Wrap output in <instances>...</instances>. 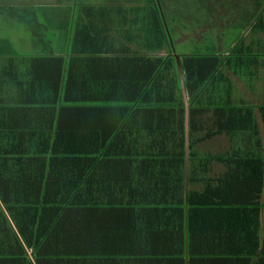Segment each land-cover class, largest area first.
<instances>
[{"label":"trees","instance_id":"obj_1","mask_svg":"<svg viewBox=\"0 0 264 264\" xmlns=\"http://www.w3.org/2000/svg\"><path fill=\"white\" fill-rule=\"evenodd\" d=\"M133 1L150 19L142 23L143 37L156 54L136 57V75L107 87L115 100L67 105L59 126L35 138L36 148H22L23 136L15 134L8 138L15 149H0V264H87L69 242L47 245L46 235L65 209L87 202L74 194L76 184L55 180L53 172L79 171L78 164L96 161L113 165L98 166L104 181L130 187L119 205L130 212L131 258L140 257L141 264H185V257L186 264H238L251 257L264 264V154L258 139L264 102L247 99L224 75L230 71L251 90L246 79L258 63L256 50L237 33L224 53L212 48L179 54L173 38L185 26H242L264 13V0H218L222 13L208 0H191V15L181 13L182 21L188 17L185 25L172 26L162 7L167 0ZM41 2L0 0V19L25 25L36 42L47 28L39 14L48 5ZM5 37L0 33V43ZM89 112L87 130L80 117ZM218 137L221 146L205 145ZM121 160L127 168L116 165ZM112 182H103L101 190ZM121 256L98 264H133Z\"/></svg>","mask_w":264,"mask_h":264},{"label":"crops","instance_id":"obj_2","mask_svg":"<svg viewBox=\"0 0 264 264\" xmlns=\"http://www.w3.org/2000/svg\"><path fill=\"white\" fill-rule=\"evenodd\" d=\"M41 3L49 6L39 14L47 30L45 37L36 42L25 25L13 24L12 18L0 19V33L6 35V41L0 43V125L3 126L0 149H15L14 145L8 146L9 136L15 134L23 136L22 148H36L35 138L45 133L50 135L52 131L47 128L54 130L59 126L67 105L100 106L113 102L116 94L107 87H117L118 82L136 75V57L150 59L156 54L149 50L147 37H143L145 24L142 23L150 19L142 16L139 3L133 0H42ZM250 19L242 26L229 28H238L244 43H250L256 50L258 63L251 67L252 78L246 79V85L251 84L252 89L244 90L241 80L230 71L224 70V75L232 81L234 89L245 92L247 99L264 102V13ZM233 43L232 39L229 45ZM80 109L77 112L84 113ZM94 111L98 113L100 108ZM89 113V117L85 114L80 117V125L87 130L91 128L87 118L92 112ZM261 126L264 133V125ZM121 161L116 165L127 168L123 166L126 160ZM101 165L113 166L96 161L78 164L79 171L53 172L55 180L76 184L80 190L74 194L87 202L71 207L70 211L64 210L61 220L52 231L48 230L47 245L56 247L69 242L71 250L73 246L77 248L76 255L87 256V264H98L99 259L105 263L107 256L118 253L122 254L124 263L141 264L140 257L129 256L130 212L119 205L130 187L107 177L112 183L102 191L106 184L103 182L107 181L98 167ZM123 179L119 181L127 182ZM109 199L115 201L109 203L106 201ZM244 259L238 264H247L252 258Z\"/></svg>","mask_w":264,"mask_h":264},{"label":"rangeland","instance_id":"obj_3","mask_svg":"<svg viewBox=\"0 0 264 264\" xmlns=\"http://www.w3.org/2000/svg\"><path fill=\"white\" fill-rule=\"evenodd\" d=\"M26 2H35L38 0H25ZM42 1V0H40ZM220 1V0H219ZM218 0H208V4L211 6H214L216 12H224V8L218 5ZM177 0H167L166 3H162V7L165 10L166 19L168 24H174L177 23V21H182L181 19V13L184 14V16H187L189 13L187 10H190L194 5L193 1L191 0H181V5L177 7L176 4ZM200 4H195L196 7L199 8ZM192 6V7H191ZM185 7V8H182ZM200 9V8H199ZM214 9V10H215ZM202 10V9H201ZM197 12V11H196ZM191 15V14H189ZM217 16H215L216 18ZM188 17H184V22L182 21L180 25H185V22H187ZM217 22L215 21L213 26H204L199 27L195 31L191 30L189 31L186 26L185 29H178V32L176 31L173 34L174 42H175V48L177 53L184 54V53H202V52H208L209 50H212V48H215V51L221 49L222 51L224 48H226L227 44L230 42L231 39L238 33L237 29L230 30V29H222L217 27ZM212 27V28H211ZM47 30V28H46ZM218 37V38H216ZM260 130V128H259ZM259 145L261 152L264 154V133L260 130L259 133ZM224 143V140L220 137L211 140L210 142H206L207 147L210 149H214V147L221 146ZM204 145V144H202ZM203 146H201L202 149ZM204 149V147H203ZM202 149V150H203ZM217 169H213L212 173H217ZM262 260L257 259H251L247 264H260Z\"/></svg>","mask_w":264,"mask_h":264},{"label":"water","instance_id":"obj_4","mask_svg":"<svg viewBox=\"0 0 264 264\" xmlns=\"http://www.w3.org/2000/svg\"><path fill=\"white\" fill-rule=\"evenodd\" d=\"M170 39V38H169ZM171 40V39H170Z\"/></svg>","mask_w":264,"mask_h":264}]
</instances>
